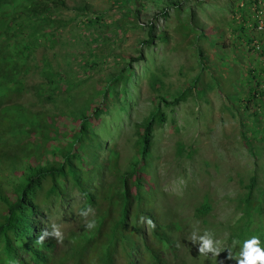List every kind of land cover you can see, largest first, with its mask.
<instances>
[{
    "label": "trees",
    "instance_id": "trees-1",
    "mask_svg": "<svg viewBox=\"0 0 264 264\" xmlns=\"http://www.w3.org/2000/svg\"><path fill=\"white\" fill-rule=\"evenodd\" d=\"M153 1L159 7L158 14L163 18L169 15L168 8L172 9L175 15L178 12L183 13L180 9V2L183 0ZM193 1L197 7L207 5L211 8L209 10L201 8L199 11L201 15L199 14L198 17L195 12L191 16L183 15L186 23L180 25L179 22L178 28L184 32L177 40L178 44L185 43L187 47H192V44L195 45L194 42H198L193 51V64L202 71L209 72L207 56L202 45L205 40L199 39V35H205L203 23L199 20L218 22V19L224 20V15L218 16V19H215L214 15L220 11H226L230 15V18L225 21L229 31L228 46L235 51L239 50L237 52L242 58L238 62L234 52H231L227 56L233 63H229L226 60L227 56L223 57L221 54L218 58L221 60L219 64L232 65L237 71H242L239 75L248 87L247 100L256 97L261 101L264 95V63L259 61L260 58H264L262 38L250 37L246 33L264 17V9L260 6V2L264 0ZM114 2L118 4L120 13L106 23L104 11H94V15H86L88 8L85 3H74L68 7L63 0H0V264H28L27 262L112 264L110 245L117 238L118 220L120 224L126 226L128 214L138 219L140 214L138 208L142 207L143 193L146 192L154 198L152 186L144 188L142 165L145 159L150 158L148 141L150 142L152 128L165 119L159 106V103L163 102L161 95L151 97L152 106L147 115L133 124L136 135L135 161L130 170L119 173L114 169L118 157L113 150H110L106 159L102 158L93 162L94 148L98 143L90 130L89 125L92 123L85 115L86 110L93 111L95 108L93 105L99 103L100 107H96L92 112L97 116L103 106L109 105L111 101L109 99H117L119 76L124 74L129 68V63L139 59L142 53L139 52L136 57L128 59L129 61L123 59L122 55L117 57V60H123L126 66L121 69L113 66L112 71L101 77L102 88L105 89L102 99H97L91 105H89L90 98L78 104L77 96L82 94V91L76 94L75 88L79 85V81H73L70 75L66 77L71 72L68 67L64 69L57 65L59 68L53 69L48 66L49 60H45L44 56L39 66L29 62L30 52L37 44L52 46L55 43L66 42L77 43L81 48L83 56L79 61L81 64H77L78 70L83 69L87 72L90 68H95L105 52L110 50L113 40L118 35L123 34L130 27L140 26L135 21L136 17H139V10L130 5V0H114ZM250 6L253 7L252 10ZM68 8L84 16V19L80 22L81 27L79 24L73 25L77 28V32H70L69 37L61 40L54 31L66 26L70 21V19H63L61 15V10ZM216 8L219 10L216 11ZM183 9L185 11L187 7ZM188 18L191 21H188ZM145 25L146 38L140 39V44L145 46L165 44L167 40L165 31L154 34L152 22H147ZM189 32L193 34L190 39L186 37ZM216 35L218 38L222 36L221 33ZM206 37L213 38L208 35ZM253 39H255L254 43H252ZM243 41L246 42L245 45ZM210 43V45L208 43L209 46H217V42L210 41ZM222 46L224 45L219 42L218 47L222 48ZM65 63L68 64L70 61L67 60ZM34 69L44 78L45 84L43 87L40 85L33 87L31 93L36 100L48 101L53 105V112L47 116L40 112L29 114L23 106L14 103L21 94L29 91L24 77L29 72H34ZM217 78L212 76L211 81H217ZM192 80L198 81V75ZM121 82H125L124 78ZM149 84L157 89L159 81L151 77ZM107 89L111 97L106 96ZM188 90H183L173 101L185 97ZM78 106L80 107L77 113L79 116L71 118L76 120L75 122L62 126H56L51 122L52 131L45 132V123L48 119L57 120L60 113L69 111V108L74 110ZM77 128L79 134L77 132L71 134V130ZM64 130H68V140H65L63 136ZM51 132L53 133L50 136ZM18 135L21 139L16 142L14 138ZM54 136L58 138L55 146L50 144ZM60 144L63 145L60 146ZM104 172L112 175L114 182L104 181ZM255 181L256 177L253 174L244 185L247 191L237 197L235 206L239 215L232 225L227 226L229 232L227 239L231 242L234 238L239 239L241 243L237 245L238 248L242 246L244 235L240 225L244 227L251 221L258 223L259 219H263L264 199L256 198L252 194ZM67 187H75L77 192L83 195L84 202L94 207L96 227L85 230L86 238L81 244L75 234L67 235L65 248L56 254V250L53 252L55 240L53 241L52 238H46L43 245L35 243L37 235L48 227L39 200L44 198L49 202L50 198H53L54 204L56 198L65 194ZM208 210V206L201 204L195 208V213L203 214ZM151 212V208L145 211L146 218L154 221ZM131 233L135 232L131 229ZM147 260L148 264H165V260L155 250H151Z\"/></svg>",
    "mask_w": 264,
    "mask_h": 264
},
{
    "label": "rangeland",
    "instance_id": "rangeland-1",
    "mask_svg": "<svg viewBox=\"0 0 264 264\" xmlns=\"http://www.w3.org/2000/svg\"><path fill=\"white\" fill-rule=\"evenodd\" d=\"M63 1L68 7L74 3L87 4L86 15H94V11H104L106 23L120 13L118 4L114 0ZM130 1V5L139 10V17H136L135 21L140 26L130 27L123 34L118 35L113 40L110 50L105 52L95 68H90L87 72L77 69V64H81L79 61L83 56L77 43L60 42L52 46L37 44L30 52L29 62L39 66L44 56L45 60H49L48 66L53 69L59 68L57 65L64 69L68 67L71 72L66 77L70 75L73 81H79V85L75 88L76 94L82 91V94L77 96L78 104L90 98L89 105H91L97 99H102L105 89L102 88L101 77L112 71L113 66L117 69L126 66L123 60L118 61L117 57L122 55L123 59L130 60L141 52L142 59L129 63L132 70H126L119 76L118 83L123 81L124 77L128 79L126 83H121V87H117V100L109 99L111 101L107 112L92 122L93 131L101 143L95 149L93 160L99 161L105 155L108 156L110 151H107L105 147L109 146L118 157L115 171L119 173L130 170L135 156L136 135L133 124L147 115L152 106L151 97L157 94L164 95L165 102L160 103L159 106L165 119L152 128L150 142L148 141L151 153L150 167L145 171L151 176L157 195V207L161 214H170L180 219L190 233L194 227L199 228L201 234L205 229H210L215 233L216 238L224 240L225 236L229 235L227 226L232 224L238 217L237 213L239 214L235 206L237 197L247 191L244 185L253 174L256 181L252 194L256 198L264 199V95L261 101L256 97L247 100V86L239 75L242 71H237L232 65L219 64L221 60L218 58L221 54L225 57L234 52L238 62L242 58L237 52L239 50L235 51L228 46L229 31L225 21L230 18V15L226 11L223 10L214 15L215 19H218V16L223 14L224 20L218 19V22L199 20L203 23L205 35L213 36L208 38L204 34L199 35V39L205 40L202 45L209 64L207 68L209 72H207L193 64V51L198 42H194L195 45L192 44V47H187L185 43L178 44L177 40L184 32L178 28L179 22L180 25L186 23L183 15L191 16L195 12L198 17L201 8L209 10L210 6L197 7L193 0H183L180 2L183 13L178 12L175 15L176 13L168 8L169 15L163 18L158 14L159 7L153 0ZM185 7L187 9L184 11ZM252 9L253 7L250 10ZM61 15L63 19H70V21L54 33L58 39L65 40L70 36V32H77V28L73 27L74 24H79L81 27L80 22L84 16H80L70 8L62 9ZM150 21L154 34L158 31L167 33L165 44L145 46L139 43L140 39L146 38L145 24ZM188 21L191 20L188 18ZM219 32L222 34L221 38L216 35L220 34ZM246 34L250 37L260 36L264 48V31L257 33L251 27ZM192 36L191 32L186 35L189 39ZM210 41L217 42V46H209ZM219 42L224 45L222 48L218 47ZM67 60L70 63L66 64ZM226 60L233 63L229 56ZM242 61L244 62V58ZM259 61L264 63V58H260ZM36 71L34 69V72L31 71L24 77L29 91L21 94L14 103L23 106L29 114L40 112L47 116L53 112V105L48 101L36 100L31 93L33 87L37 85L43 87L45 84L44 78ZM196 75H198V81L193 82L192 78ZM212 76L218 77L217 81H211ZM151 77L159 81L157 89L149 84ZM185 89H189L185 97L173 101ZM88 92L90 93L86 95ZM109 93L107 89L106 96L111 97ZM105 100L107 101L106 98ZM93 107H100V104L96 103ZM69 109L71 111L60 113L57 120L48 119L45 123V132L52 131V123L62 126L75 122L76 120L71 118L79 116L77 113L80 107L74 110ZM93 111L86 110V118H89ZM73 132L79 134L78 128L72 129L71 134ZM52 133L49 135L51 136ZM62 133L65 140H68V130ZM14 139L17 142L21 136H15ZM57 141L58 138L54 136L50 144L55 146ZM103 180L108 183L114 182L112 175H108L107 172H104ZM202 200L207 201L210 210L203 216H195L194 208L199 206ZM85 207L88 206L82 205V197L72 188L70 196L61 200L59 205L47 213L48 222L51 225L58 224L64 232L63 242H67V235L74 234L79 228H84V220L79 216V211ZM157 207L153 208L155 212H158ZM62 217H65V222L59 221ZM262 218L259 222L254 220L258 223L251 221L242 227L243 239L258 235L264 246V214ZM89 219H93V216ZM142 226V232L147 234L149 229L144 223ZM186 238L190 249L194 250L196 245L189 242L188 236ZM63 247V243L58 245L60 250ZM233 254L236 255V253ZM179 255L185 259L190 257L187 250L179 252ZM226 255L227 251L222 252L217 259L212 258L211 255L208 258L197 256V261L194 263L218 264L217 260H222L224 264Z\"/></svg>",
    "mask_w": 264,
    "mask_h": 264
},
{
    "label": "clouds",
    "instance_id": "clouds-1",
    "mask_svg": "<svg viewBox=\"0 0 264 264\" xmlns=\"http://www.w3.org/2000/svg\"><path fill=\"white\" fill-rule=\"evenodd\" d=\"M256 25L252 28L255 32L259 33V31H264L263 29L257 30ZM252 40V43H254ZM142 59V56L139 60ZM138 60V59H137ZM136 61V60H135ZM126 64V63H125ZM131 67L129 66L128 70ZM128 79V78H127ZM126 77L124 80L127 82ZM122 83V82H121ZM117 86L121 87V84H117ZM248 88V87H247ZM162 101L165 102V96L161 95ZM117 100V99H116ZM160 102V103H163ZM170 102V101H168ZM159 103V104H160ZM109 106V105H108ZM108 106H103L100 113L96 116L92 114L89 117V121L92 123L94 119L100 117L102 114L106 113L108 110ZM91 133L95 141H97L98 145L94 148H98L100 146V140L96 137V133L93 131V123L90 125ZM109 146H106L105 149L110 151ZM151 155V153H150ZM107 158V155L103 157V160ZM135 161V160H134ZM138 161V160H136ZM94 162V160H93ZM134 163V162H133ZM132 163V164H133ZM131 164V166H132ZM143 178L145 181V189L149 185L152 186V191L154 194V198L149 196L146 192L143 193V204L141 208H138L140 214L138 219L132 217L130 214L126 217V226L120 224L119 220L116 227L117 238L110 245V256L112 259V264H148L147 255L150 254L151 250L157 251L162 258L165 260V264H195L197 261V256H203L208 258L211 255L212 258L217 259L222 252L227 251V255L225 257L224 264H264V246H262L260 237L258 235H252L249 239H243V243L241 247H237L241 242L239 239H232V242L227 239L228 236H225L224 240L216 238L215 233L210 229H205L203 233H200L199 228L194 227L192 232L187 230L185 223H183L180 219L175 218L170 214H161L157 207V195L154 189V185L151 182V176L149 172H145L147 168L150 167V158H147L143 162ZM75 187H67L65 190V194L61 195L59 198H56L55 203H52V199L50 198L49 202H47L44 198L39 200V205L42 212L46 218V224L48 227L43 229L35 240L36 244L43 245L45 244L46 238H52L54 243V250H56V254H59L58 245L63 243L64 246V232L61 230V227L58 224H52L48 222L47 213H49L52 208L60 204L61 200H64L70 196V190ZM82 197V205L88 206L82 208L79 211V216L84 220V228H79L74 234L77 236V239L81 244L86 238L85 230H92L96 227V221L94 219L95 211L94 207L92 208L89 204L84 202V197L82 194L77 192ZM206 205L210 210V206L206 200H202L198 205ZM157 207V211L155 212L153 208ZM198 207V206H197ZM195 207V208H197ZM152 209V216L154 221L150 218H146L145 211L148 209ZM194 208L195 216H203L207 212L203 214H196ZM132 212V211H130ZM239 214L237 213V216ZM90 216H93V219H89ZM65 217L59 219L61 222H65ZM119 219V217H118ZM235 222V220H234ZM233 222V223H234ZM142 223L147 226L149 231L147 234L142 232ZM232 223V224H233ZM44 224V222H43ZM229 224V225H232ZM243 225H240L242 228ZM135 227H137L135 229ZM131 229L135 233H131ZM228 230V229H227ZM83 233V235H81ZM81 236V237H80ZM192 245H196L194 250L190 249V245L187 242V238ZM79 237V238H78ZM264 240V239H263ZM180 243V246L178 244ZM228 244V245H227ZM189 247V249H188ZM65 247H63L64 249ZM62 250V249H61ZM183 250L188 251V255L190 256L188 259H185L179 255V252H183ZM233 253H236L234 255ZM30 256V254H27ZM66 259V258H61ZM233 260V261H232ZM218 264H223V261H218ZM28 264H35L33 262H27Z\"/></svg>",
    "mask_w": 264,
    "mask_h": 264
},
{
    "label": "built area",
    "instance_id": "built-area-1",
    "mask_svg": "<svg viewBox=\"0 0 264 264\" xmlns=\"http://www.w3.org/2000/svg\"><path fill=\"white\" fill-rule=\"evenodd\" d=\"M261 5H264V2L262 1V3L260 2V6ZM262 8L264 9V6H262ZM263 15H264V13H263ZM263 26H264V17L263 18H261L259 21H258V23H257V25H256V29L257 30H260V29H262L263 28Z\"/></svg>",
    "mask_w": 264,
    "mask_h": 264
}]
</instances>
